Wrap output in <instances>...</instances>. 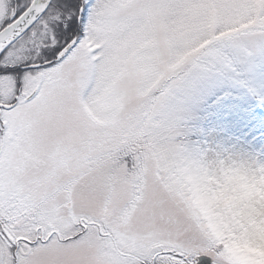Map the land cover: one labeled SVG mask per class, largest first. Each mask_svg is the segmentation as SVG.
<instances>
[{
  "label": "snow or ice",
  "instance_id": "1",
  "mask_svg": "<svg viewBox=\"0 0 264 264\" xmlns=\"http://www.w3.org/2000/svg\"><path fill=\"white\" fill-rule=\"evenodd\" d=\"M0 264H264V0H0Z\"/></svg>",
  "mask_w": 264,
  "mask_h": 264
}]
</instances>
